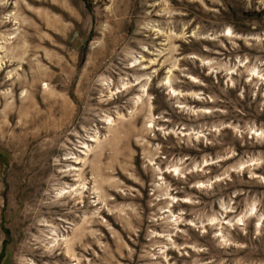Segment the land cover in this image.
Listing matches in <instances>:
<instances>
[{
  "label": "rangeland",
  "instance_id": "obj_1",
  "mask_svg": "<svg viewBox=\"0 0 264 264\" xmlns=\"http://www.w3.org/2000/svg\"><path fill=\"white\" fill-rule=\"evenodd\" d=\"M0 264H264V0H0Z\"/></svg>",
  "mask_w": 264,
  "mask_h": 264
}]
</instances>
